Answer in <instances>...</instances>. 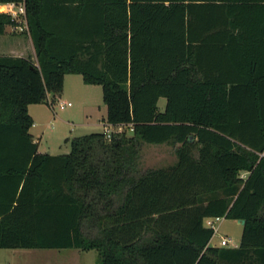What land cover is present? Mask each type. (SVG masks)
<instances>
[{
	"label": "trees",
	"instance_id": "obj_1",
	"mask_svg": "<svg viewBox=\"0 0 264 264\" xmlns=\"http://www.w3.org/2000/svg\"><path fill=\"white\" fill-rule=\"evenodd\" d=\"M22 1L28 30L12 34L35 56L0 54V248L264 264V0L0 3ZM13 24L0 12V37ZM67 74L100 84L104 121L126 127L48 154L29 106L53 104ZM143 143L173 146L176 162L143 170ZM217 216L245 220L237 246H210Z\"/></svg>",
	"mask_w": 264,
	"mask_h": 264
},
{
	"label": "rangeland",
	"instance_id": "obj_2",
	"mask_svg": "<svg viewBox=\"0 0 264 264\" xmlns=\"http://www.w3.org/2000/svg\"><path fill=\"white\" fill-rule=\"evenodd\" d=\"M7 37H0V52L18 56L21 50L28 55L27 35L16 38L8 27ZM6 40V41H5ZM12 40L8 46L6 43ZM20 40L23 42L18 47ZM31 47L29 48L30 51ZM32 50V49H31ZM50 103H35L29 106V113L34 119L30 128L39 140L38 149L48 154H63L70 152L71 139L76 136L93 132H103L102 124L106 117V105L103 100V90L100 84L85 83L80 74H67L61 95ZM71 103V104H69ZM166 98L161 97L158 107L165 109ZM105 122V121H104ZM105 124H108L105 122ZM132 134L130 131H128ZM177 160L174 147L168 144L143 143L141 148V167H165ZM218 230L213 237V243L221 244L222 236L231 238L230 246L240 242L243 226L237 220L222 218ZM0 264H101L96 249L87 251L78 248L63 249H26L0 248Z\"/></svg>",
	"mask_w": 264,
	"mask_h": 264
},
{
	"label": "built area",
	"instance_id": "obj_3",
	"mask_svg": "<svg viewBox=\"0 0 264 264\" xmlns=\"http://www.w3.org/2000/svg\"><path fill=\"white\" fill-rule=\"evenodd\" d=\"M0 12H4L7 14H10L12 16L13 21L15 24L11 26L12 31L14 32H24L28 30V23H27V8L24 1L22 2H8V3H0ZM71 104V103H69ZM125 125H110L105 124V130L103 131L105 135L110 138L112 133L114 132H124L125 131ZM131 131L133 128L131 127ZM224 217L217 216L213 218H207L206 224L210 227H212L215 232L218 230L217 223ZM232 242L231 238H228L226 236H222L221 238V245H230Z\"/></svg>",
	"mask_w": 264,
	"mask_h": 264
},
{
	"label": "crops",
	"instance_id": "obj_4",
	"mask_svg": "<svg viewBox=\"0 0 264 264\" xmlns=\"http://www.w3.org/2000/svg\"><path fill=\"white\" fill-rule=\"evenodd\" d=\"M1 37H7L6 35H3V36H1ZM21 37H23V36H20V35H18V36H16V38H21ZM27 38H25V40H24V42L26 43L27 42V46L30 48L31 47V49H30V51H29V48H27V52H28V55H32L33 57L35 56V50H34V46H33V43H32V40H31V38L29 37V36H26ZM6 41V40H5ZM12 40H9L7 43H6V46H8L9 45V43L11 42ZM21 44H23V42L20 40V42H19V44H18V47L21 45ZM18 51V55H20V56H28V55H25L26 53L24 52H22L21 50H17ZM0 54H6V53H4L3 51H2V53L0 52ZM35 123V122H34ZM102 124L103 125H105V122L104 121H102ZM32 133V132H31ZM33 134V133H32ZM34 135V134H33ZM35 136V135H34ZM213 242V241H212Z\"/></svg>",
	"mask_w": 264,
	"mask_h": 264
},
{
	"label": "water",
	"instance_id": "obj_5",
	"mask_svg": "<svg viewBox=\"0 0 264 264\" xmlns=\"http://www.w3.org/2000/svg\"><path fill=\"white\" fill-rule=\"evenodd\" d=\"M240 224H244L245 223V220H241V219H239V220H237ZM214 245V243L213 242H211L210 243V246H213Z\"/></svg>",
	"mask_w": 264,
	"mask_h": 264
}]
</instances>
